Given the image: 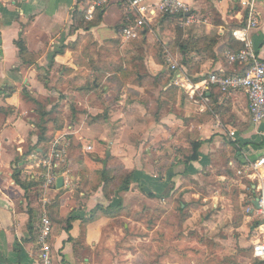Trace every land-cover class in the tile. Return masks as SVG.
<instances>
[{
	"label": "crops",
	"instance_id": "0c3cea01",
	"mask_svg": "<svg viewBox=\"0 0 264 264\" xmlns=\"http://www.w3.org/2000/svg\"><path fill=\"white\" fill-rule=\"evenodd\" d=\"M184 1L196 20L178 33L127 41L117 3L87 20L92 0H0V264H41L44 215L54 264H185L188 244L166 240L170 230H203L231 218L237 202L253 209V182L237 172L244 153L264 157V121L251 120L244 91L200 95L212 73L240 72L226 52L239 46L231 32L246 15L237 0ZM255 6L251 41L264 61V0ZM136 41L143 47H127ZM56 143L68 147L65 183L44 190L28 157ZM188 213L206 221L188 227ZM234 228L214 240L212 263L235 261L247 246L253 227Z\"/></svg>",
	"mask_w": 264,
	"mask_h": 264
},
{
	"label": "built area",
	"instance_id": "2783aa9c",
	"mask_svg": "<svg viewBox=\"0 0 264 264\" xmlns=\"http://www.w3.org/2000/svg\"><path fill=\"white\" fill-rule=\"evenodd\" d=\"M238 6L245 12L242 26L231 32L232 37L239 43L234 50L226 52L229 63L238 65L241 70L234 74L212 73L200 95L205 97L210 86H216L224 94L236 90L244 91L248 98V107L251 120L254 123L264 121V61L260 58L251 41V33L260 26V15L256 10L255 0H237ZM113 3L120 4L127 9V16L121 29V36L129 40H139L142 37L155 33L166 18H172L180 27L196 20L190 5L184 0H92L86 10V19L91 20L98 9H106ZM167 62L174 72V81L179 83L180 73L176 61L168 55ZM231 132L230 137L235 138ZM92 151V147H87ZM244 165L237 172L238 176L246 177L253 182L255 200L259 202V209L253 205L249 213H256L259 222L254 231L260 226V234L254 237L252 244L253 260L256 264H264V157L251 160L244 153ZM68 160V147L54 144L48 154L32 152L28 157L27 173L31 179L37 181L44 190L57 189L60 177L65 179L64 167ZM65 183V181H64ZM69 187L71 183L66 181ZM254 234V232H253ZM252 234V235H253ZM53 226L47 215H44L42 227L37 238L38 258L41 264H54L52 254Z\"/></svg>",
	"mask_w": 264,
	"mask_h": 264
},
{
	"label": "rangeland",
	"instance_id": "374dc122",
	"mask_svg": "<svg viewBox=\"0 0 264 264\" xmlns=\"http://www.w3.org/2000/svg\"><path fill=\"white\" fill-rule=\"evenodd\" d=\"M178 22L175 20H168V23L165 24L163 27H158L154 30V32L156 33H168L171 30H175L178 27ZM180 27V26H179ZM180 34V33H179ZM139 44H137L136 42H131L128 43L127 47L130 46H134V47H138V48H142L144 44H142V42H138ZM161 48V47H160ZM114 48H112V50H114ZM67 119H69V117H67ZM77 155V154H76ZM89 156V153L88 155ZM244 184H245V189H244V193L246 195L251 194V188H250V182L246 181V180H241ZM237 191H239L238 188H233L231 190V192L233 193H237ZM243 206L240 205V202L236 204L235 207V212L234 215L229 218L228 216L226 217H222L218 220V218H216V220L214 221V223L210 226H205L206 228H204L203 230H189L186 233L180 232V231H169L168 232V236L166 237V240L170 241V242H174L177 241L180 238H185L183 239V244L187 245L188 244V256L189 261H187V263L185 264H209L212 261V256L215 253H218L220 251V244L218 245H214L215 243V239H223V240H228V237L232 238L233 233H235L234 231V227H253L252 230L254 231V229L256 228L258 222H259V216L256 213H249L247 211L243 210ZM187 218L189 219L190 223L188 225V227H196L198 226V224H202L203 222L206 221L205 215L196 218V220H192L193 215L191 213H188ZM186 216L182 217V220H184L186 218ZM181 219V218H180ZM220 221V222H219ZM216 224L218 226H216ZM178 224L175 225V227ZM232 227L229 229V227ZM204 227V226H201ZM207 227H221V228H207ZM251 230V229H250ZM252 231V234H253ZM251 234V235H252ZM251 235L248 237L247 239V246H244L245 248H237L238 251V255L234 260V262L230 261L228 262V264H255L252 258V252H251ZM182 240V239H181ZM232 241V240H231ZM203 244V245H202ZM202 248V249H201ZM183 251V250H182ZM110 255L112 257H114V252H110ZM200 256V258L198 257ZM204 259V260H203ZM144 263L148 264V261H144ZM227 263V262H226ZM226 263H222V264H226ZM217 264V263H216ZM220 264V263H218Z\"/></svg>",
	"mask_w": 264,
	"mask_h": 264
},
{
	"label": "trees",
	"instance_id": "16d2710c",
	"mask_svg": "<svg viewBox=\"0 0 264 264\" xmlns=\"http://www.w3.org/2000/svg\"><path fill=\"white\" fill-rule=\"evenodd\" d=\"M172 19V18H171ZM168 20H170V18H166V19H164L163 21H162V23H161V25H162V27L165 25V24H167L168 23ZM175 21V20H174ZM173 31V30H172ZM179 31H180V29H179ZM171 32V31H170ZM173 32H175V33H178V30H174ZM169 35V34H168ZM18 47L20 48V51L23 53V51H24V45H23V43L22 42H19L18 43ZM184 50L186 51V49L184 48ZM217 88V87H216ZM40 128V131H41V133H42V135L44 136V134H45V132H46V129L45 128H42V127H39ZM195 147H199L198 146V144H196L195 145ZM194 159H197V156L196 155H194L192 158H191V160H194ZM15 180H17V182H20L19 181V178H18V175H15ZM26 187V186H25ZM212 261H214V260H212ZM212 261L209 263V264H214V263H212Z\"/></svg>",
	"mask_w": 264,
	"mask_h": 264
},
{
	"label": "water",
	"instance_id": "95a60500",
	"mask_svg": "<svg viewBox=\"0 0 264 264\" xmlns=\"http://www.w3.org/2000/svg\"><path fill=\"white\" fill-rule=\"evenodd\" d=\"M57 186L58 188H62L64 186V179L62 177H60L57 181ZM254 205L257 209H259V202L258 200L254 201Z\"/></svg>",
	"mask_w": 264,
	"mask_h": 264
},
{
	"label": "bare ground",
	"instance_id": "6f19581e",
	"mask_svg": "<svg viewBox=\"0 0 264 264\" xmlns=\"http://www.w3.org/2000/svg\"><path fill=\"white\" fill-rule=\"evenodd\" d=\"M261 227L259 226L257 229H256V232H255V237L256 236H258L259 234H260V231H261V229H260Z\"/></svg>",
	"mask_w": 264,
	"mask_h": 264
}]
</instances>
